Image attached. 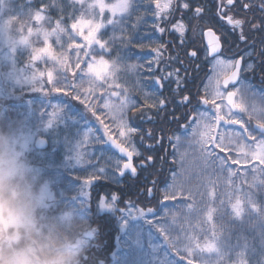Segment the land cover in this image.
<instances>
[{
	"label": "rangeland",
	"instance_id": "374dc122",
	"mask_svg": "<svg viewBox=\"0 0 264 264\" xmlns=\"http://www.w3.org/2000/svg\"><path fill=\"white\" fill-rule=\"evenodd\" d=\"M67 1L78 8L76 17H83L91 21L99 19L100 9L95 5V0ZM116 2L117 0H106V3L110 4ZM128 3L131 4L130 0H128ZM104 15L106 21L110 13L105 11ZM107 26L109 25L106 24L100 30V34ZM35 28H38V31L30 37V47L18 45L13 51L11 49L12 42L17 41L21 33L20 31L12 33L10 24L6 20L0 23V97L7 91L11 93L21 92L31 95V99H27L28 101L24 103L27 108L34 105L38 106L34 112L38 121L35 128L21 138H14L11 141L14 149L29 165L30 174L34 177L43 174L62 177L65 174L67 176L66 182L73 184L70 177H76L78 174L84 175L77 182L79 186L73 188L76 191L78 190V195H81L77 199L78 203L86 208L90 205V198H87V192L90 191H87V189L94 185L96 175L106 181H117L121 161L116 155L109 152L110 149L106 147L104 139L105 133L118 141L122 139L119 137V130L109 114V108L105 107L106 103H115L117 97L111 96L113 88H109L106 84L100 82H97L99 87L93 86L94 90L86 91V89H89L87 77L82 82L78 70L75 77L71 71L68 75H65L64 71L60 70L59 65L54 64L52 61L47 63L41 61L39 65L45 67L49 64L48 68L53 71L54 81L57 80V74H62V94L52 90V85L47 83L46 76L43 91L36 90L37 87H43V85H38L36 81L32 80L34 69L29 63V59L32 48L41 46L45 33L41 28V24L36 25ZM81 30H86L83 25L78 29V31ZM77 38L72 30L65 39L53 34L49 37L56 44V50L61 49L64 54H67L71 41ZM69 59H71V56H69ZM72 62L74 63V58ZM43 67L38 68L44 69ZM117 69V75H119L121 69L118 67ZM51 78L50 73L49 79ZM210 78L203 87L204 93ZM65 80L68 84H75L77 87L68 88L64 85ZM64 91H67L68 95H64ZM121 91V88H117L116 92L121 93ZM74 99H79L80 102L83 100L86 108L82 110L75 107L70 108L71 101H74ZM132 105L133 103L126 109V118ZM37 132L43 133L44 137H38ZM38 139L47 141L49 151H39L35 148ZM132 146H134L133 143ZM216 152L219 153V148L216 149ZM196 155L195 149L192 148L188 152L187 159L195 160ZM235 156L236 153L232 152V157ZM239 158L247 160L246 156H240ZM179 161V166H181L180 157ZM229 164L235 174L230 175L227 166L225 169H219L220 165L217 163L218 169L214 170L215 174L212 179L206 177L208 173L206 167L196 168V172L193 171L187 181L189 185L194 178L195 181H198L195 182L196 185H190L191 196L189 197L187 191L177 193L176 200L164 203L166 209L161 214L157 215L154 210V216L144 218L134 208L129 207L130 209L124 214L121 224L126 228L125 234L120 235L121 250L117 253L112 264H187L186 259H181V257L186 256L189 250H192V257L190 258L195 260V264H224V261L229 259L231 262L236 261V258H230L228 252H225L223 246H220L223 234L216 224L215 214L218 209L214 205H221L224 210L232 215L233 220L240 223L247 216L259 217V210L254 211L252 205H255L258 209L255 189L264 182V169L254 160H249L246 167L241 164H231V161H229ZM170 176L171 178L174 176L172 172L167 175L168 178ZM171 178L172 183L173 179L171 180ZM213 192L216 194L214 201L210 200L208 195ZM39 193L43 201V205L39 210L45 212L55 207L57 199L47 183L39 189ZM237 198L242 201L243 206L240 218L235 217L230 207V204L234 203ZM193 202L199 210L192 213L190 222H186L183 217L173 220L179 208ZM103 204L107 205V202L103 200ZM101 205L102 201H100L97 208L99 214H108L114 217L110 207H102ZM208 206L215 208L212 223H208L205 219ZM262 216H264V209ZM73 218V215L65 213L58 217L61 221H56L55 226H65L66 231V229L71 228ZM166 219L169 223H165L164 220ZM134 220L135 222H133ZM46 226L47 223L41 224L43 228H46ZM85 232L81 230L76 235L78 239L84 241L82 247L91 242V240L82 239L83 235L81 236V234ZM197 239L201 245L207 240L213 241L217 250L214 252L197 250L194 242ZM96 241L94 240L91 243H96Z\"/></svg>",
	"mask_w": 264,
	"mask_h": 264
},
{
	"label": "trees",
	"instance_id": "16d2710c",
	"mask_svg": "<svg viewBox=\"0 0 264 264\" xmlns=\"http://www.w3.org/2000/svg\"><path fill=\"white\" fill-rule=\"evenodd\" d=\"M130 2L132 8L122 17H118L117 22L107 26L101 32L100 38L113 40L118 38L122 31L130 33L131 44L127 47H121L119 40L116 39L113 50L108 54L107 58L115 59L117 54H119L122 60L127 61V64L138 66L135 70L129 71L127 66L117 59V67L121 69L118 75L121 78L120 83L129 89L130 100L133 103L127 114V120L130 126L139 129V132L133 137L132 143L141 151L139 158L145 165L142 168L144 170L135 176L136 178L132 180L130 186L124 179L118 182H111L103 180L96 175L94 185L90 188L89 201L91 208L89 210L78 203L77 199L81 195H78V190L76 191L73 188L79 186L77 182L84 175L69 176L73 184L66 182L67 176L65 174L62 177H54L51 174H43L36 177L31 175L38 191L47 183L57 199L54 208H50L45 212L39 210L38 218L41 224L47 223L46 228L55 226L56 221H61L58 217L69 213L74 218L71 221V228L69 227L70 229H66V231H73L77 235V232L79 233L81 230L88 231L92 228L97 230L95 245H99V248L97 247L98 249H96V246H91V242L82 247L80 264H98L99 261H103V258H108L109 253L114 249L112 241H114L118 230H110L111 227L108 226L109 216L98 213L97 208L101 198L107 202V205H111L110 208L115 215L117 208H122L126 212L130 209L129 207L135 209V207L141 206V198L143 196L140 195L141 191H144L145 195L146 191L152 188L154 194H156V183L161 179L157 171V138L160 132L164 133L165 129L170 127L171 120L174 122L177 119L176 112L180 110L181 106L180 88H177L175 83L177 77L181 81V88L184 94H190V98H194L195 93L199 92L202 87L200 77L184 76V60L180 52H173L171 47L166 48L168 52H166L164 47H159L158 52L152 50L155 41L152 40L150 35V26L145 24L150 21V14L146 13L145 8H143L142 0H130ZM42 5H48V19L41 23L44 33H50L65 39L71 30L68 27L71 19L75 18L78 13V8L67 0H0V23L3 20L8 21L12 33L19 31L21 25L26 29L31 25V14ZM61 17H63V21L60 25H57L56 21L61 19ZM32 26L36 27V25ZM140 44L147 45V47L141 49L139 47ZM155 45L158 44L156 43ZM57 51L63 53L61 49ZM149 64L152 67L151 71L149 70ZM38 67L43 66L38 65ZM45 67L48 68L49 64ZM170 72L173 75L168 77ZM64 74L68 75L69 72H64ZM61 75L57 74L56 80L60 84ZM163 77L168 78L164 79ZM156 80H160V83L157 84ZM111 91L116 92L117 88H113ZM62 92L61 88L58 94H62ZM145 94H147L148 102L158 98L164 100L165 104L149 108L146 106ZM27 99H31V95L21 92L11 93L9 91L4 92L2 97H0V133L7 134L10 140L21 138L31 132L38 124L34 113L38 106L34 105L27 108L24 105L28 101ZM74 107L78 110L86 108L85 104L81 103L79 99L71 101L70 108ZM37 134L38 137H44L41 132H37ZM46 150L49 151V147ZM109 152L114 154L112 151ZM227 155L232 157V153ZM149 156L152 157L151 161L148 160ZM216 164H211V166L217 167ZM214 170L206 169L208 172L206 177L214 178ZM179 171V169H174L172 178L171 176L168 178L167 174L164 173L165 187L171 183L170 178L172 180ZM153 182H155V185ZM195 182L197 183L198 181H195L194 178L190 185H196ZM113 194L118 196L115 201H113ZM255 197L259 217L252 218L247 216L241 220V223L233 220L232 215L224 210L221 205H214L218 209L215 214L216 224L223 234L220 246H223L230 258H236V261L233 262L230 259L225 260L224 264H264V216H262L264 209V182L255 189ZM164 221L169 223L168 219ZM105 241L108 243L104 248L102 245ZM104 249L106 251H103Z\"/></svg>",
	"mask_w": 264,
	"mask_h": 264
},
{
	"label": "snow or ice",
	"instance_id": "6c2138e0",
	"mask_svg": "<svg viewBox=\"0 0 264 264\" xmlns=\"http://www.w3.org/2000/svg\"><path fill=\"white\" fill-rule=\"evenodd\" d=\"M77 2H80V0H77ZM147 2L151 4L153 0H147ZM155 4L157 11L153 13L154 15H159V12L164 11L168 7V5H165L164 8H161L159 0H155ZM227 4L232 5L233 0H227ZM95 5L100 9L98 20L91 21L83 17L71 19L68 27L78 38L71 41L67 49V54L56 50V44L49 39L50 33L43 35V42L40 47L32 48L29 59V63L34 69L32 80L36 81L38 85L42 84L43 87H37L36 90L43 91L44 78L46 76L47 83L52 85V90L59 92L63 85L54 81L53 71L47 67L44 69L38 68L41 61L45 63L52 61L54 64L59 65L61 71H71L74 77L77 75L78 70L80 73L79 78L82 82L87 77L89 89H86V91L94 90L93 86L99 87L97 82L106 84L109 88H121V93L115 91L111 93V96L117 97V101L112 104L106 103L105 107L109 108V114L112 116L119 130V137L122 139L118 141L110 137L109 141L123 156L127 157L126 162H123L122 167L119 168L120 174L123 175L124 172L129 171L135 176L137 168L133 164V158L141 155V153L136 151L135 147L132 146V140L135 134L139 132V129L129 126L125 115L126 109L129 108L132 102L129 96V89L120 83L121 78L117 75V59L121 60L129 71L135 70L138 66L127 64V61L122 60L119 54H117L115 59L107 58L108 54L113 50L116 39L119 40L121 47H127L131 44V40L129 39L130 33L122 31L121 35L113 40L101 39L99 35L100 30L106 24L112 25L117 22V17L123 16L125 12H128L132 8V5L128 3V0H117L116 3L112 4L106 3V0H95ZM183 7L187 9L189 5L185 3ZM245 7H248V5H245ZM262 7H264V0H262ZM47 8L48 5H42L38 10H35L31 14V25L26 29L23 25L20 26V38L17 41H13L11 45L13 51H15L18 45H27L30 47V37L38 31V28L32 25H39L45 19H48ZM105 11L110 13L106 21L104 19ZM201 11V8H196L197 15ZM62 21L63 17L57 20L56 24L60 25ZM227 23L233 29H242L245 23H248L252 27H257L259 31L264 32V20H261L260 24L256 25L252 21L234 19L232 16H228ZM81 25L86 30L78 31ZM159 30L163 31V29ZM209 35H212V33L210 32ZM246 38V35L241 32L239 39L245 40ZM210 45L211 50L209 55H217L214 56L213 60L214 75L210 78L205 89L206 97L202 100H197L194 104L193 99L195 98H190V94H184L179 77L175 80L177 88H180V104L187 109L184 116V131L188 134L185 137L175 136L177 149L179 150L183 148L184 144H187L189 148L194 147L197 155L195 160H188L187 149L179 151L182 162L180 171L177 176L173 177L172 183L169 185V190L164 195L163 201L165 202L176 200L177 193H183L184 191L189 192V197L191 196V187L187 181L196 168L202 169L211 164L218 163L222 169L227 166L229 174L232 175L235 172L231 170L229 161H231V164H241L246 167L249 160H254L264 169V94L252 92L249 85L244 83V80L241 78L242 72L250 71L253 65L248 64L246 68L242 69L240 60L226 61L220 58V44L218 40L210 41ZM139 47L143 49L147 45L140 44ZM158 49L159 46L153 44L152 50L158 52ZM190 55L196 57L197 52L193 51ZM69 56H71V59H69ZM73 58L74 63L72 62ZM149 70H152L151 64H149ZM50 73L52 76L51 79H49ZM172 75L173 73H168V77ZM168 77L163 78L167 79ZM238 81L240 84L239 88L234 90L229 89L230 84L235 85ZM155 82L159 84L160 80H156ZM64 85L68 88L77 87L75 84H68L67 80L64 81ZM238 93L241 95L239 102L234 99ZM64 95H68V92L64 91ZM145 100L146 106L149 108L159 107L165 104L164 100L158 98L148 102L147 94H145ZM81 103H83V100H81ZM201 105L204 107H201ZM209 105L211 107H208ZM244 116H247V119H244ZM252 121H255L254 127L251 124ZM169 139L171 140L172 138L170 137ZM125 145L128 146L126 147ZM217 148H219L220 153L235 152L236 156L231 157L227 154L221 156L216 152ZM240 156H246L247 160L240 159ZM148 160L151 161L152 157L149 156ZM153 183L155 185V182ZM208 195L210 196V200H215L216 194L214 192ZM116 199H118V196L113 194V201ZM103 200L101 198L102 207H111V205H104ZM230 207L235 217L240 218L243 212L242 201L237 198L234 203L230 204ZM252 207L254 211H258L255 205H252ZM0 209H2V205H0ZM198 210L199 208H197L195 202L188 203L178 209L177 215L173 217V220L183 217L186 222H190L192 213ZM148 211L152 210L149 209ZM214 212L215 208L208 206L207 212L205 213V219L208 223H212ZM194 242L197 250H206L208 252L217 250L213 241L207 240L202 245L198 239ZM190 257H192V250H189L186 256H182L181 259H186L187 264H195V260Z\"/></svg>",
	"mask_w": 264,
	"mask_h": 264
},
{
	"label": "flooded vegetation",
	"instance_id": "af4514ba",
	"mask_svg": "<svg viewBox=\"0 0 264 264\" xmlns=\"http://www.w3.org/2000/svg\"><path fill=\"white\" fill-rule=\"evenodd\" d=\"M161 8L165 5L168 7L159 12V15H154L157 11L155 0L149 4L147 0H142L143 8L146 13L150 14V21L146 22V26H150V35L152 40L157 43L159 47H171L173 52H180L183 56V74L189 77H200L202 87L199 92L195 93V104L197 100H202L206 97L203 92V87L206 85L207 80L214 75L213 73V60L214 56L209 55V50L205 43V35L210 32L219 41L221 50L220 58L226 61L240 60L242 69L246 68L248 64H252L253 67L250 71L242 72L241 78L244 83L249 85L252 92L257 94H264V32H261L257 27H252L250 24L245 23L242 29H233L231 25L227 23V17L232 16L234 19H243L245 21H252L254 24L259 25L261 20H264V7H262V0H233L232 5L227 4V0H159ZM187 3L189 7L186 9L183 5ZM248 5V7H245ZM202 9L199 15L196 14V8ZM226 14V15H225ZM223 16V18H221ZM159 29H163L160 31ZM243 32L246 35L245 40H240L239 35ZM196 51L197 56L192 57L191 52ZM168 52V50H166ZM239 81L229 87V89L239 88ZM236 101L241 100V95L238 93L234 98ZM226 102V101H225ZM201 107H204L201 105ZM208 107H211L210 105ZM187 109L183 105L180 106V110L176 112L177 119L173 122L170 121V127L165 129V132H160L158 135V142L156 144V157H157V171L161 179L156 183V194L152 188L148 189L144 195V191L140 192L142 196V205L135 207L136 212L142 215L144 218L148 216H154L146 214V211L151 209L156 213H160L165 210V201H163L164 195L168 192L169 188L164 184V173L169 174L174 169H180L179 166V151L187 149L191 151L187 144L183 145V148L177 149L175 136L182 137L188 134L184 131L185 121L184 116ZM244 115V114H241ZM244 119L247 117L244 116ZM174 125H173V124ZM252 126L255 125V121L251 122ZM130 126V125H129ZM160 130H162L160 128ZM172 138L171 140L169 138ZM136 148V147H135ZM194 148V147H193ZM136 151L141 153L139 149ZM196 153V151H195ZM197 154V153H196ZM223 156L226 154H220ZM140 156V155H139ZM139 156H135L133 160L134 166L137 168L136 175L141 172L145 167ZM122 163L125 162L121 160ZM205 169H218L217 167L207 166ZM219 169H222L219 167ZM225 169V168H223ZM165 171V172H164ZM135 175V176H136ZM133 175L125 174L117 176L118 182L125 180L128 186L132 183V180L136 178ZM113 182V181H112ZM151 192V193H149ZM90 197V192H87V198ZM90 205L87 206L89 210ZM114 217L109 216L108 226L110 230H118L115 234V239L112 241L114 249L109 253L108 258H103L104 264H112L115 261L111 259V254L121 250L120 235H124L126 230L121 233V230L125 228L122 226L123 216L126 213L124 209L117 208ZM135 222V220L133 221ZM126 229V228H125ZM90 231L93 234L94 241L96 238L97 230L92 228ZM83 233L81 234V236ZM82 239H85L82 237ZM89 241V240H88ZM107 241L103 243V247L107 245ZM117 243V245H115ZM91 246L99 245L91 243ZM98 247V248H97ZM116 249V250H115ZM108 250V249H107ZM103 251H106L105 249ZM106 253V252H105ZM110 259V261H109ZM100 264V261L98 262Z\"/></svg>",
	"mask_w": 264,
	"mask_h": 264
},
{
	"label": "clouds",
	"instance_id": "9594fccd",
	"mask_svg": "<svg viewBox=\"0 0 264 264\" xmlns=\"http://www.w3.org/2000/svg\"><path fill=\"white\" fill-rule=\"evenodd\" d=\"M0 205V264H80L83 240L65 226L41 227L40 193L5 133H0Z\"/></svg>",
	"mask_w": 264,
	"mask_h": 264
},
{
	"label": "water",
	"instance_id": "95a60500",
	"mask_svg": "<svg viewBox=\"0 0 264 264\" xmlns=\"http://www.w3.org/2000/svg\"><path fill=\"white\" fill-rule=\"evenodd\" d=\"M215 36H213V34L212 35H209V34H206L205 35V43H206V46H207V48H208V50H209V52H210V50H211V45H210V41H214V40H217V38H214ZM220 50H221V47H220ZM215 55H217V54H213V56H215ZM231 86H234V85H229V87H231ZM255 125H253V127H254ZM111 136H109V135H105L104 136V138H105V143H106V147L108 148V149H110L111 151H113L120 159H122V160H124L125 162H126V160H127V157L126 156H123L120 152H119V150L113 145V144H111V142L109 141V138H110ZM112 138V137H111ZM113 139V138H112ZM48 147V143H47V141L46 140H44V139H38L37 141H36V143H35V148L37 149V150H39V151H42V150H45L46 148ZM133 160H134V158H133ZM125 174H129V175H132L131 174V172H129V171H126V172H124V174L123 175H121V176H124ZM90 190V188H88L87 189V191H89ZM146 214H149V215H153V214H155V211L154 210H152V211H146ZM125 231V228H123L122 230H121V233H123ZM83 237L85 238V239H87V240H92L93 239V234H92V232L91 231H87V232H85V233H83ZM115 245H117V243L115 244ZM115 254H116V251H114L113 252V254L111 255V258L112 259H114V257H115ZM100 264H104L103 262H100Z\"/></svg>",
	"mask_w": 264,
	"mask_h": 264
}]
</instances>
